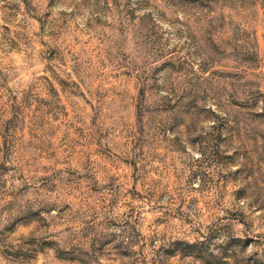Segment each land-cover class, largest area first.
Wrapping results in <instances>:
<instances>
[{
    "label": "rangeland",
    "instance_id": "1",
    "mask_svg": "<svg viewBox=\"0 0 264 264\" xmlns=\"http://www.w3.org/2000/svg\"><path fill=\"white\" fill-rule=\"evenodd\" d=\"M0 264H264V0H0Z\"/></svg>",
    "mask_w": 264,
    "mask_h": 264
}]
</instances>
